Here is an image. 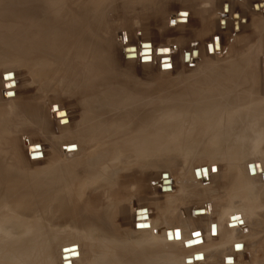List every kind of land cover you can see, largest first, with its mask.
Segmentation results:
<instances>
[{
	"label": "rangeland",
	"instance_id": "1",
	"mask_svg": "<svg viewBox=\"0 0 264 264\" xmlns=\"http://www.w3.org/2000/svg\"><path fill=\"white\" fill-rule=\"evenodd\" d=\"M68 2L65 0L55 5L59 10L67 11ZM98 2H104L103 4L106 5V20L112 28L115 44L133 45L138 40L150 42L140 44L139 48L124 49L123 52H130L125 54V57L129 59L135 58L136 49H141V54H145L146 57L139 54L140 63L148 64L143 66L136 62L126 71L118 69L115 80L120 79L137 92L140 90L148 93V97L154 102L166 100L168 97L182 98L183 101V98L192 92L201 97H208L210 96L208 85L215 84L214 80L228 78L226 74L234 71L235 68L242 70V73L240 71L239 74H241H238L239 79L244 78L246 74L249 80L247 91L241 89L239 92L241 95L237 98L239 104L249 105V100L251 102L256 94L264 92V0H98ZM183 10H186L185 13ZM176 15L177 18H174ZM17 21L20 26L26 25L23 20ZM10 23L8 19V26H11ZM14 40L19 45L22 43L15 36L11 38L8 35V69L10 66L13 67V72L3 74L2 78L6 80L5 77L9 75L8 80H12L10 87H14L15 83L17 87L14 89L15 98L11 100L12 102L3 100L0 94V165L8 169V180L17 179L21 181L22 186L21 189L9 191L8 210L27 208V211H30L34 209L35 200L38 201L41 194L32 191L30 186L32 184L28 183L29 177H37V174L45 168L54 169L59 164L61 167H67L77 160L87 162L86 158L88 159L91 154L97 162L99 159L94 153L99 150L100 144L93 143L89 146L84 142L74 144L71 141L72 137L83 139L87 133H75L73 130L80 120L82 107L76 97L69 93L70 90L63 89V85L57 82L60 77V73L57 72L60 66H64L60 64L62 63L60 59H54L56 66L45 65L46 72L33 65L25 66L24 62L17 63L18 57L23 58L27 50L22 46H12ZM218 42L221 43V49L218 47ZM207 43L206 49L209 50H207L209 55L204 51V45ZM120 44L116 49L121 56ZM150 44L155 47L168 46L169 50L172 49L171 51L157 49L155 55L159 57L171 54V57L167 56L151 63L153 59L150 56ZM216 44L217 47L214 46ZM191 49L193 51L188 53ZM196 49L201 52L199 58ZM14 51L22 56H16ZM183 51L185 53L182 54ZM212 51L213 54L217 52L215 56L212 55ZM2 57L3 51L0 48V75L7 70L1 66ZM251 67L252 72L249 69ZM11 74H14L15 82ZM63 79L66 87L68 82L66 78ZM123 88L119 89L120 97L112 102V106L134 97L132 92H126L125 87ZM8 95L7 93V97ZM10 96L14 95L10 94ZM100 97V94L93 95L88 100L98 99L101 103ZM168 102L171 103V101ZM140 105H143L142 101ZM250 105L257 104L252 101ZM259 106L261 107V103ZM57 109H60L55 113L57 118L63 117L64 113L68 114L69 127L61 129L58 123L49 117V112L52 113ZM61 122L66 121L62 119ZM226 138L240 145V148H247L248 145L255 143L256 134L251 133L250 130L245 133L241 130H232ZM260 140L261 145L264 146V136ZM28 143L36 145L28 146ZM212 143L213 141L207 142L208 145L205 147H211L209 145ZM76 145L78 155L72 157ZM30 149L34 151L30 153ZM184 151V148H180L168 155L165 151L167 159L159 160L152 165L145 163L138 166L128 165L129 170L125 172L126 176L122 178L123 182L118 186L119 192L108 196V204L96 211L107 218L109 223L105 233L110 238L109 241L94 246L96 256L88 253L89 246L83 241L74 244L71 242L67 228L69 226L68 215H53L52 218V215L50 217L47 215L49 211L39 210L35 213L34 209L27 212L28 215H14L8 212V260L0 264H60V262L61 264H183L182 257L188 254L182 251L181 241L183 239L188 238L190 233L191 235L200 234L202 244L206 246L210 236L212 238L220 236L223 225L227 229L230 228L231 233L234 231L230 237V245L227 243L220 249L219 255L212 254L211 259H209L210 254H207V259L204 261H200L202 260L200 250L194 251L192 257L193 255L201 257L194 261L202 264H229L227 261L232 259L230 264H264V167H262L264 164L260 165L258 161H255L258 160L256 158L255 160L248 159V152H245L247 156L244 157V151L238 154L250 160L247 168L245 163L240 162L243 157L237 156V163L228 161V158H231L228 152H225L224 157L226 158L219 160V172L222 175L230 174L232 169L229 166L230 162L242 166L247 173H249L248 166H254L255 174H249L251 179L253 178L249 180V184L260 187L259 191L257 187L250 190L259 198L255 203L256 210L253 211L257 212V224L252 226L241 210L240 213L237 212L235 216L230 217L227 222L228 216L222 215V209L217 206L227 197V190L223 191L224 184L227 182L219 181V184L215 177L210 181L206 180V184L194 183L191 168L201 164L194 156L188 158L189 156L187 153L185 155ZM233 151L231 150V154ZM252 161L256 163L253 164ZM202 169L205 170V176H207L205 167L195 169L194 175L196 179L197 174V181L203 177ZM171 170L173 173L170 172ZM259 171L262 172L259 173ZM165 177H171L174 185V193L169 196L167 194L170 190L163 192L161 187L158 188L162 182V180L158 182V178L164 179ZM77 185L74 187L77 192L79 190L82 192L87 187L83 184L82 187L85 188L82 189L80 184ZM183 185L184 188L181 189ZM205 188H207L206 192H204ZM89 193L98 196L99 190H91ZM74 196L79 198L76 199L77 202H81L84 198L83 194L75 192ZM92 202L95 204L97 201ZM128 206H132L133 209L140 206L146 207L149 211V219L153 221L151 225L156 224L157 228L151 229L152 226L148 224L132 226V221L137 222L138 218L147 221V218L141 213L144 210H141L135 211V219H133L131 214L133 209ZM250 213L253 215L251 211ZM234 220L240 224L231 226ZM164 229H167L165 235L169 233L168 237L163 234ZM173 230H177L175 238L172 237ZM181 231L184 232L181 233ZM200 243L201 241L196 242V245L201 247ZM233 243H238V245L233 246ZM188 245L191 246L190 243ZM66 250L70 251L69 258H65L63 253ZM225 254L232 257H223ZM187 260H184V264H187Z\"/></svg>",
	"mask_w": 264,
	"mask_h": 264
},
{
	"label": "bare ground",
	"instance_id": "2",
	"mask_svg": "<svg viewBox=\"0 0 264 264\" xmlns=\"http://www.w3.org/2000/svg\"><path fill=\"white\" fill-rule=\"evenodd\" d=\"M62 1L65 2V0H0V48L3 51V63H1V66L7 69L0 75V94L2 99L11 101L15 98L14 89L17 87L16 83L14 87H10L12 80H8L9 75L5 77L6 80L2 78L3 74L13 72V67L10 66L8 69L9 35L11 38L15 36L22 42L21 45H19L14 40L12 46H22L27 50L23 58L18 57L17 63L24 62L25 66L33 65V67H37L46 72L47 69L45 65L49 64L50 66H56L54 59H60L62 62L60 64L62 66L64 65L66 68L60 66L57 72L60 73V77L58 81H56L60 85H63V89H69V93L76 97V100L79 101L82 107L80 120L73 130L75 133H87V135L83 136V139L72 137L71 141L74 144L77 142H84L89 146L93 143L100 144L99 150L94 153L98 156L97 158L99 160L97 162L96 158L92 157L93 154H91L88 159L86 158L87 162H78L77 160V162L67 167H61L59 164L54 169L45 168L44 171L37 174V177L28 178V183L32 184L30 185L32 191L39 195L41 194V198H39L38 201L35 200L36 205L33 206L35 213L39 212V210H42V212L49 211L47 215H49V217L52 215V218L54 217L53 215H68L69 226H67V228L69 229L68 233L71 242L74 244L83 241L84 244L89 246L88 253L91 256H96L95 250L93 249L94 246L110 240L105 233V231L108 230L107 225L109 222L102 213L98 214L96 211L101 210V208L108 204V196H113L119 192L118 186L123 182L122 178L126 176L125 172L129 170L128 165L138 166L142 163L152 165L159 160H166L168 153L176 149L184 148L185 155L187 153L189 156L188 158L194 156L197 162L201 164L191 168V175L194 183L206 184V180L210 181V179L215 177L217 182H227L224 184L225 187H223V191L227 190V197L217 205L220 206L219 209H222V215L228 216V219L226 218L227 222H229L230 217L235 216L237 212L240 213L239 211L241 210L243 211L242 214H245V218L251 222L250 224L255 226L258 216L256 215L257 212L253 211L256 210L255 203H257L256 201H258L259 198L257 195L251 193L250 190L257 187V191H259L260 187L257 185L251 186V184H249V180L251 179L249 173L242 169V166L236 165L235 162L237 163V156H239V158L243 157L238 153L244 151V154L248 152V159L255 160L256 158L258 160L255 161H258L260 165L264 164V146H262L260 142V139L264 136V92L256 94L251 99V102L253 101L254 104L257 105L251 106L250 100L249 105L239 104L240 102L237 100V98L241 96L239 92L241 89L247 91V83L249 80L246 74L244 78L239 79L242 70L235 68L234 71H230L226 74L228 78L214 80L215 84L208 85V93H210L208 97H201L198 96L197 93L192 92L189 96L183 98L185 101H182V98L178 97H168L166 100L154 102V100L148 97V93L140 90L137 92L136 89L134 90L129 84L122 82L120 79L115 80V74L118 72V69L120 71H126L132 68L136 62L141 64L140 56L145 55L141 54V49H136L134 51L135 58L129 59V57H125V54H129L130 52L125 53L123 52L124 49L133 47L139 48L140 44L150 42L147 40H138V42L133 45L126 44V46H123L120 43L115 44L112 37V28L106 20L107 9L106 5L103 4L104 2H98V0H68V5H66L68 10L65 11L63 9L59 10L55 5V3L58 4ZM50 8L54 10L51 11ZM184 11L186 10H183V12ZM174 18H177V15ZM8 19L11 22V26H8ZM186 19L188 21V17ZM17 20H23V23L26 25L20 26ZM8 29L10 31H8ZM118 44H120L121 56L117 52ZM217 44L221 49V43L218 42ZM217 44L214 46L217 47ZM150 45V56L153 59L151 63L168 56H156L157 49L172 50H169L168 46L161 45L155 47L152 44ZM207 45L208 43L204 45L205 54L208 53V49H206ZM193 50H189L188 53H191ZM14 52H16V56H22L18 54L17 51ZM183 53H185V51H183L182 54ZM216 53L217 52L213 54L212 51V55L215 56ZM170 55L168 57H171ZM200 55L201 52L198 50V58ZM146 64L143 66H146ZM249 69H251V72L253 71L252 67ZM240 71L241 73L239 74ZM11 75L15 82L14 74ZM63 78H66L65 80L68 82L66 87L63 83ZM123 87H125L126 92H132V96L134 97L132 99L123 100L119 105L112 106V102L119 99V89ZM7 93L9 94L8 97ZM10 94L14 96L11 97ZM99 94L101 95V103L98 102V99L88 100L93 95ZM93 101L97 102V104ZM141 101L143 102L142 106L140 105ZM168 101H171V103ZM151 102L154 103V105ZM260 103L261 107L259 106ZM58 111H60V109L53 110L52 113L49 112V117L57 122L61 129L69 127L70 122L68 120V114L64 113L65 115L63 117L57 118L55 113ZM62 119L65 120L67 124L66 122L62 123ZM242 119H244V121H241ZM232 130H241L243 133L250 130L251 133L256 134L255 143L253 142L251 146L248 145L249 147L247 148H240V145L235 142H230L226 138V135ZM242 139L244 138L242 137ZM210 141H213L212 145H209L211 147H205V145H208L207 142ZM252 141H254V139ZM34 145L36 144L28 143V146ZM77 149L78 146L76 145L72 157L78 155ZM231 150H234L232 154ZM33 151V149H30V153ZM165 151L167 155L164 153ZM225 152L230 153L231 158L229 157L228 161H235L229 164L232 168L229 175H222L219 172L220 165L218 163L219 160L224 157ZM26 153L28 158V151ZM154 154H156V156H154ZM247 154H245L244 157H246ZM244 157L240 162L245 163L247 168V164H249L248 162H250V160ZM224 158H226V156ZM255 161H252V163L255 164ZM112 162H114V164H112ZM240 162L238 161V163ZM202 167L206 168L207 176H205V172L201 170V172H203V177L200 178V181H197V174L195 179L194 170L201 169ZM262 167H264V165ZM7 170L6 167L0 165V263L8 260V212L14 215H28L27 212L34 210L27 211V208L8 210L9 191L21 189L22 186L21 181L17 179L14 181L12 179L8 180ZM172 171L173 170L170 172L173 173ZM213 171L215 172L212 173ZM161 180H169L168 182L170 184H167V186L169 187L170 185V192H168L167 196L172 195V193H174V185L172 184L171 177H165L164 179L158 178V182ZM251 180H253V178ZM23 183H25V181ZM77 184H80L81 187L84 185L87 187L84 191L81 192V190H79L77 192V189L74 190ZM160 187L161 186L158 188ZM83 188L85 187H82V189ZM183 188L184 185L181 186V189ZM27 189L28 187L26 190ZM91 190H99V195H91L89 193ZM206 190L207 188H205L204 192H206ZM74 192L83 194L84 198L81 202L76 201V199L79 198L73 197ZM14 193H16V191ZM94 200L97 201L95 204L92 202ZM128 207L132 208V206ZM141 210H144L141 213L146 216L147 221L138 218V220H136L137 222L132 221V226L138 224L151 225V223H153L152 219H149L148 209L144 206L135 207L131 213L132 218L135 219V211ZM151 226V229L157 228L156 224H152ZM252 226L250 228H252ZM166 230L164 229V235ZM183 232L184 231H181V233ZM199 233L200 232H198V234ZM233 233L234 231L232 233L226 232L225 238L229 239L232 237ZM18 234L20 236L19 232ZM168 234L169 233L165 236L168 237ZM176 234L177 230H173L172 237L175 238ZM22 235L24 236V233ZM17 237L18 236H16V238ZM215 237L219 238L220 236ZM112 239L117 241V239ZM209 239L213 238L210 236ZM199 241H201L200 244H202L201 235H191V233L188 238L181 241L182 251L188 253L182 257L183 264L187 260L186 258H190L188 259L189 261L192 259L194 251L200 250L199 252L202 254V260L200 261L207 259L206 256L208 253L214 252L208 250V253H206L207 248L204 244H202L201 247L200 245H196V242ZM188 243H190L191 246H189ZM234 245H238V243H233V246ZM241 246L243 248V245ZM22 247L24 248V246ZM211 255L212 254L209 255V259H211ZM196 257L197 260L198 256L196 255ZM223 257L230 258L232 256L225 254ZM227 262L230 264L232 259ZM187 264L202 263H197L192 260V262Z\"/></svg>",
	"mask_w": 264,
	"mask_h": 264
},
{
	"label": "crops",
	"instance_id": "3",
	"mask_svg": "<svg viewBox=\"0 0 264 264\" xmlns=\"http://www.w3.org/2000/svg\"><path fill=\"white\" fill-rule=\"evenodd\" d=\"M226 232H230V228L227 229L223 225V227H222V233L220 234V237L219 238L216 237V238H213L212 240L211 239H208L207 240L209 242L208 243L206 242V248H207L206 253H208V250L209 251H214L212 253L210 252V254H214L215 253L214 256H216V254L219 255V253L221 252L220 249H222L223 247H225L227 245V243L230 245V238L229 239H226L225 238L226 237Z\"/></svg>",
	"mask_w": 264,
	"mask_h": 264
},
{
	"label": "water",
	"instance_id": "4",
	"mask_svg": "<svg viewBox=\"0 0 264 264\" xmlns=\"http://www.w3.org/2000/svg\"><path fill=\"white\" fill-rule=\"evenodd\" d=\"M248 170H249V174L250 175H254L255 174V171H254V166H252V165H249L248 166ZM202 171L203 172H205V170L204 169H202ZM197 173V172H196ZM259 173H261V171H259ZM167 183H169L168 181H162L161 182V190L163 191V192H167V191H169L170 190V188L167 186ZM163 184H166V185H163ZM240 224V223H238V222H232V225L231 226H235V225H237V224ZM142 226V225H141ZM141 226H139L140 228H141ZM146 227V226H145ZM125 251V250H124ZM123 251V252H124ZM69 250H66V251H64L63 253L65 254V258H69L68 256H69ZM123 254V253H122ZM196 255H194L193 257H192V259L189 261V260H187V263H190V262H192V260H196ZM201 257L200 256H198V259H200Z\"/></svg>",
	"mask_w": 264,
	"mask_h": 264
}]
</instances>
